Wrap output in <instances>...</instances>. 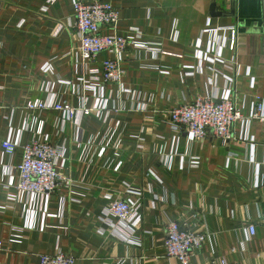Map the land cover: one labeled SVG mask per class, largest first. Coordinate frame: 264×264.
I'll list each match as a JSON object with an SVG mask.
<instances>
[{
    "label": "crops",
    "instance_id": "obj_1",
    "mask_svg": "<svg viewBox=\"0 0 264 264\" xmlns=\"http://www.w3.org/2000/svg\"><path fill=\"white\" fill-rule=\"evenodd\" d=\"M80 1L110 4L119 35L137 30L170 56L128 48L119 84H85L89 68L115 58L84 63L74 0H0V264H39L57 250L75 264H178L165 253L169 220L206 235L191 264H264V122L250 119L264 100V0ZM197 96L229 97L239 111L226 144L171 129L170 110ZM55 100L92 112L75 125L25 109ZM36 120L67 148L51 197L17 192L20 151L1 147L34 139ZM115 200L138 208L124 226L129 242L112 231Z\"/></svg>",
    "mask_w": 264,
    "mask_h": 264
},
{
    "label": "built area",
    "instance_id": "obj_2",
    "mask_svg": "<svg viewBox=\"0 0 264 264\" xmlns=\"http://www.w3.org/2000/svg\"><path fill=\"white\" fill-rule=\"evenodd\" d=\"M74 23L73 28L79 37V53L84 63L96 61L98 55L107 53L114 60L103 61L99 67H91L88 70L91 78L85 84L100 82L102 84H119L125 70L122 66V57L128 48L145 50L155 55L170 56L159 45L145 44L141 42L142 33L130 30L126 36L119 35L117 26L119 12L110 4L100 1L92 3L74 0L73 2ZM104 30H110V34L104 35ZM235 32L230 35V50L234 48ZM264 53V44H263ZM27 111L60 112L63 122H72L79 125L82 118L91 114V108L75 109L65 102L33 101L25 105ZM168 121L171 129L178 133H184L190 140L203 141L210 134L221 144L230 141L231 128L240 119V113L229 97L215 102L210 96H197L192 103L178 106L168 113ZM251 120L264 122V100L259 97L254 102V110ZM43 120H36L35 138L26 144L19 146L12 138L1 142L5 155L14 156L20 151V162L14 169L17 174L15 190L22 194L40 195L51 197L56 194L60 185L65 181L63 176V162L66 159L67 148L65 142L53 145L43 136ZM11 186L13 185L10 183ZM138 208L131 204L115 200L107 206V213L113 216L118 225L113 226L112 231L126 242H129V232L124 226L132 221ZM264 224V214L262 215ZM249 236L254 235V227H247ZM206 241V235L196 234L189 231L186 225L177 221L169 220L166 223L164 248L166 256L176 260L178 264H191V260L197 250ZM39 264H75V259L61 250L54 255H42ZM209 264H237L226 260H216Z\"/></svg>",
    "mask_w": 264,
    "mask_h": 264
}]
</instances>
